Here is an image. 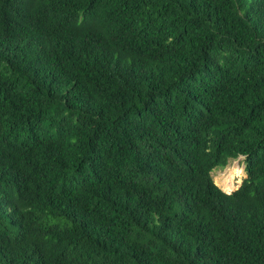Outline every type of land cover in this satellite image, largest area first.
Listing matches in <instances>:
<instances>
[{
  "label": "trees",
  "instance_id": "1",
  "mask_svg": "<svg viewBox=\"0 0 264 264\" xmlns=\"http://www.w3.org/2000/svg\"><path fill=\"white\" fill-rule=\"evenodd\" d=\"M0 264H264V0H0Z\"/></svg>",
  "mask_w": 264,
  "mask_h": 264
},
{
  "label": "rangeland",
  "instance_id": "2",
  "mask_svg": "<svg viewBox=\"0 0 264 264\" xmlns=\"http://www.w3.org/2000/svg\"><path fill=\"white\" fill-rule=\"evenodd\" d=\"M233 168V169H237V171H238V173H237V175H236V177H235V179H234V182L233 183H229V188L228 189H230V188H232L233 189V187L239 182V184H237V188L241 185V183H242V181H243V179L246 177V174H245V172H244V167H245V164H244V157H239V158H237V159H234V160H229L228 161V163H227V165L224 167V168H217V169H214L212 172H211V176H212V178H213V181L215 182V184L217 185V183H216V181H215V179H214V177L215 176H220V175H222L224 172H225V169L226 168ZM218 186V185H217ZM219 187V186H218ZM220 188V187H219ZM225 188H227V187H225ZM236 188V189H237ZM221 189V188H220ZM228 189H226V190H228ZM235 189V190H236ZM221 190H223V189H221ZM226 190H223V191H226ZM234 190V191H235ZM232 191V190H231ZM230 192V191H229ZM233 192V191H232Z\"/></svg>",
  "mask_w": 264,
  "mask_h": 264
},
{
  "label": "bare ground",
  "instance_id": "3",
  "mask_svg": "<svg viewBox=\"0 0 264 264\" xmlns=\"http://www.w3.org/2000/svg\"><path fill=\"white\" fill-rule=\"evenodd\" d=\"M238 171L237 169H233V168H226L225 172L220 175V176H215L214 179L217 183V185L221 188V189H226L225 187H229V183H233L234 179L237 175ZM229 193V192H228Z\"/></svg>",
  "mask_w": 264,
  "mask_h": 264
},
{
  "label": "water",
  "instance_id": "4",
  "mask_svg": "<svg viewBox=\"0 0 264 264\" xmlns=\"http://www.w3.org/2000/svg\"><path fill=\"white\" fill-rule=\"evenodd\" d=\"M238 188H239V187H238ZM238 188H237V189H238ZM237 189H236V190H237Z\"/></svg>",
  "mask_w": 264,
  "mask_h": 264
}]
</instances>
